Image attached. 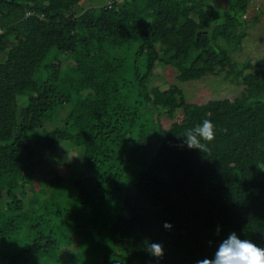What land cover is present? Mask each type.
Wrapping results in <instances>:
<instances>
[{
	"label": "trees",
	"instance_id": "obj_1",
	"mask_svg": "<svg viewBox=\"0 0 264 264\" xmlns=\"http://www.w3.org/2000/svg\"><path fill=\"white\" fill-rule=\"evenodd\" d=\"M218 1L0 0V264H197L233 232L264 248V61L230 55L251 0ZM157 64L242 92L189 103L149 87ZM205 119L214 140L189 149ZM56 145L81 152L69 178Z\"/></svg>",
	"mask_w": 264,
	"mask_h": 264
},
{
	"label": "rangeland",
	"instance_id": "obj_2",
	"mask_svg": "<svg viewBox=\"0 0 264 264\" xmlns=\"http://www.w3.org/2000/svg\"><path fill=\"white\" fill-rule=\"evenodd\" d=\"M218 2L222 3L223 0ZM226 7V6H224ZM256 12H260V17L257 22H251L255 18ZM247 20L248 25L244 31V35L237 48L232 49L230 55L233 61L243 63L250 60L264 61V0H251L248 6L247 14L243 17ZM240 31V28H239ZM238 31V32H239ZM177 71L171 67H165L157 64L153 72L152 81L149 87L169 84L179 87L187 102L202 103L208 100L215 99H234L242 92L243 86L224 76H209L196 81L180 83L176 80ZM161 124L163 128H168L171 121L162 117ZM58 125V124H57ZM55 125L49 126L52 129ZM56 149L52 152L50 160L51 169L57 171L60 175L69 178V175L75 170H80L81 166V152L73 146L66 145L64 148L56 145ZM62 148V149H61ZM27 197L30 196L29 189L25 190ZM71 190L62 197L60 201H72ZM19 244L24 245L30 243V239L26 237V233L21 234ZM78 244L74 241L71 246V252L78 250Z\"/></svg>",
	"mask_w": 264,
	"mask_h": 264
},
{
	"label": "clouds",
	"instance_id": "obj_3",
	"mask_svg": "<svg viewBox=\"0 0 264 264\" xmlns=\"http://www.w3.org/2000/svg\"><path fill=\"white\" fill-rule=\"evenodd\" d=\"M183 137L189 149L207 151L208 144L215 138L214 125L205 119L201 124L186 129ZM164 227L170 229L171 225L165 223ZM148 250L156 258L163 257L164 249L159 243H151ZM197 264H264V248L247 239L241 240L233 232L219 244L213 258L198 260Z\"/></svg>",
	"mask_w": 264,
	"mask_h": 264
}]
</instances>
